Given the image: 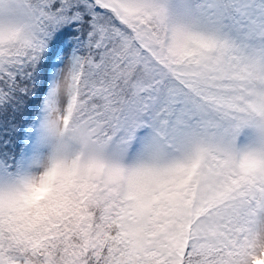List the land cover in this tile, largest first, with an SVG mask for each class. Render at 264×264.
Wrapping results in <instances>:
<instances>
[{
  "label": "snow or ice",
  "instance_id": "1",
  "mask_svg": "<svg viewBox=\"0 0 264 264\" xmlns=\"http://www.w3.org/2000/svg\"><path fill=\"white\" fill-rule=\"evenodd\" d=\"M0 264H264V0H0Z\"/></svg>",
  "mask_w": 264,
  "mask_h": 264
}]
</instances>
